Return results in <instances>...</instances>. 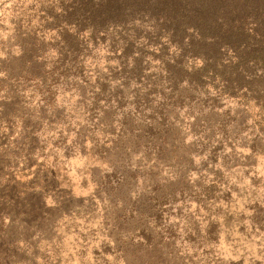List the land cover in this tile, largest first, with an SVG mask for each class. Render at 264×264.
Here are the masks:
<instances>
[{"label": "rangeland", "instance_id": "rangeland-1", "mask_svg": "<svg viewBox=\"0 0 264 264\" xmlns=\"http://www.w3.org/2000/svg\"><path fill=\"white\" fill-rule=\"evenodd\" d=\"M89 6L0 0V264H264V59Z\"/></svg>", "mask_w": 264, "mask_h": 264}, {"label": "trees", "instance_id": "trees-1", "mask_svg": "<svg viewBox=\"0 0 264 264\" xmlns=\"http://www.w3.org/2000/svg\"><path fill=\"white\" fill-rule=\"evenodd\" d=\"M89 17L100 22H124L137 14H152L189 44L201 42L214 53L238 50L242 57L264 59V0H93Z\"/></svg>", "mask_w": 264, "mask_h": 264}, {"label": "clouds", "instance_id": "clouds-1", "mask_svg": "<svg viewBox=\"0 0 264 264\" xmlns=\"http://www.w3.org/2000/svg\"><path fill=\"white\" fill-rule=\"evenodd\" d=\"M3 55V53H0V56H2ZM0 75H3V73H0Z\"/></svg>", "mask_w": 264, "mask_h": 264}]
</instances>
